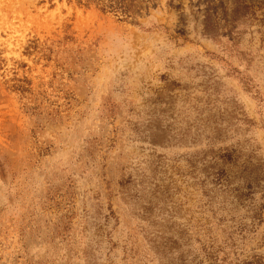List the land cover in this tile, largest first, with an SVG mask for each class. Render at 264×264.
I'll return each mask as SVG.
<instances>
[{
  "label": "rangeland",
  "instance_id": "obj_1",
  "mask_svg": "<svg viewBox=\"0 0 264 264\" xmlns=\"http://www.w3.org/2000/svg\"><path fill=\"white\" fill-rule=\"evenodd\" d=\"M241 1L0 0V264H264V1Z\"/></svg>",
  "mask_w": 264,
  "mask_h": 264
},
{
  "label": "trees",
  "instance_id": "obj_2",
  "mask_svg": "<svg viewBox=\"0 0 264 264\" xmlns=\"http://www.w3.org/2000/svg\"><path fill=\"white\" fill-rule=\"evenodd\" d=\"M70 1V0H67ZM76 4L84 7H90L92 5L97 6L103 12L117 13L124 19H130L132 15V9L134 8L133 3L137 1H144L149 4L153 0H73ZM264 1V0H262ZM243 8H248L244 1L237 0ZM262 3V2H261Z\"/></svg>",
  "mask_w": 264,
  "mask_h": 264
}]
</instances>
